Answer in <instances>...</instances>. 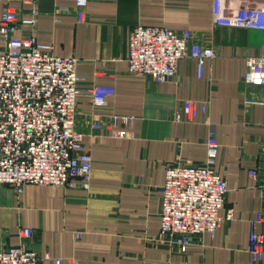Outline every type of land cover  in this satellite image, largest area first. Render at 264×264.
<instances>
[{"label":"crops","instance_id":"0c3cea01","mask_svg":"<svg viewBox=\"0 0 264 264\" xmlns=\"http://www.w3.org/2000/svg\"><path fill=\"white\" fill-rule=\"evenodd\" d=\"M219 1L90 0L82 19L74 0H0V20L8 10L25 18L39 11L37 39L51 44L57 56L78 59L83 90L115 89L102 108L87 93L78 97L76 129L93 162L90 190L26 185L16 193L0 186V251L20 245V231L31 228L29 247L50 256L39 264H264L246 251L252 222L264 212L249 175L261 162L264 87L243 82L248 60L264 56V31L217 26L213 9ZM248 3L261 6L264 0H224L223 6L227 12ZM138 25L189 31L191 44L213 48L216 57L206 61L202 78L198 61L189 57L163 83L133 75L127 41ZM186 100L208 102V112L176 122ZM248 100L260 103L247 106ZM113 116L134 122L110 128ZM97 123L103 128L95 129ZM210 129L220 144L217 171L229 187L223 221L214 235H195L182 253L177 237L160 234L161 190L169 167L204 164ZM256 229L264 235V218Z\"/></svg>","mask_w":264,"mask_h":264},{"label":"built area","instance_id":"2783aa9c","mask_svg":"<svg viewBox=\"0 0 264 264\" xmlns=\"http://www.w3.org/2000/svg\"><path fill=\"white\" fill-rule=\"evenodd\" d=\"M80 18L90 0H74ZM223 1L214 5V23L220 27L264 31V5L243 6L225 12ZM39 11L22 17L6 11L0 20L4 50L0 53V186L21 193L26 185L54 186L64 189L90 190L93 162L84 145V134L76 129L78 97L87 93L95 108H102L115 89L92 85L81 87L85 80L78 74V59L61 57L51 44L41 43L36 36ZM81 19V20H82ZM28 29V35L19 32ZM191 33H177L166 26L138 25L128 35V72L147 76L163 83L177 75L184 58L198 61V76L203 77L205 63L216 57L211 47L191 44ZM245 85L264 87V56L250 58L243 79ZM248 100L247 106L258 105ZM209 103L186 100L176 111V122H192L208 112ZM134 122L133 117L113 116L108 127ZM100 130L101 123L94 125ZM206 160L201 166H171L166 170L161 194V236H175L182 253H186L195 235H214L220 228L229 187L217 171L220 144L213 129L206 141ZM260 165L249 170L257 182L264 201V144ZM229 211L227 220H232ZM264 212L252 222L246 249L255 263L264 260V235L257 232ZM22 242L0 251V264H39L43 259L28 245L35 230L20 231ZM77 241L82 233H75ZM56 264H63L56 259ZM74 264H78L74 261Z\"/></svg>","mask_w":264,"mask_h":264}]
</instances>
